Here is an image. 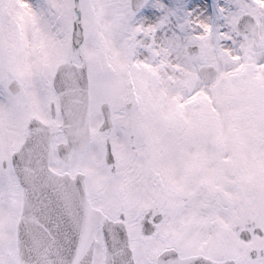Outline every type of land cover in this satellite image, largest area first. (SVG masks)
I'll return each instance as SVG.
<instances>
[{"label":"snow or ice","instance_id":"1","mask_svg":"<svg viewBox=\"0 0 264 264\" xmlns=\"http://www.w3.org/2000/svg\"><path fill=\"white\" fill-rule=\"evenodd\" d=\"M0 264H264V0H0Z\"/></svg>","mask_w":264,"mask_h":264}]
</instances>
